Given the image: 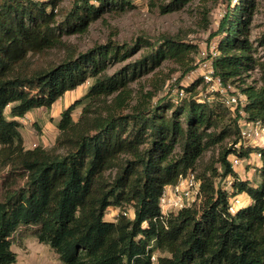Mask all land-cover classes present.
Wrapping results in <instances>:
<instances>
[{
	"label": "trees",
	"instance_id": "obj_1",
	"mask_svg": "<svg viewBox=\"0 0 264 264\" xmlns=\"http://www.w3.org/2000/svg\"><path fill=\"white\" fill-rule=\"evenodd\" d=\"M64 1L0 0V165L7 168L0 184V264L17 262L13 238L23 228L62 264H264V141L245 146L237 112L198 101L201 78L185 87L178 103L171 94L154 103L146 92L129 106L132 82L167 60L183 64L197 47L162 38L113 74L109 69L136 54L140 43L67 52L58 63L38 67L33 58L64 47V37L86 33L109 9L132 7L129 0H70L65 9ZM191 1L172 0L164 11ZM255 8V0H239L218 30L214 70L236 88L257 67L249 39ZM258 43L264 46V34ZM90 80L85 98L62 111L55 147L27 149L18 119L50 109ZM241 93L247 120L264 132V75L260 88L248 85ZM216 146L224 172L211 167L197 174ZM252 153L261 163L253 183L240 179L229 159ZM189 172L201 180L200 202L163 215L165 187ZM227 177L229 190L216 182ZM238 196L247 200L233 207ZM110 207H132L133 216L105 220Z\"/></svg>",
	"mask_w": 264,
	"mask_h": 264
},
{
	"label": "rangeland",
	"instance_id": "obj_2",
	"mask_svg": "<svg viewBox=\"0 0 264 264\" xmlns=\"http://www.w3.org/2000/svg\"><path fill=\"white\" fill-rule=\"evenodd\" d=\"M238 1L192 0L173 11L165 12L164 9L167 6H172V0H129L132 7L126 11L109 9L100 19L90 25L86 33L64 37V47L37 55L33 58V61L36 66L44 67L58 63L67 52H86L95 46L108 43L129 44L130 46L136 44V42L140 43L141 47L136 54L109 69L108 73L113 74L126 64L138 59L149 48L155 47L162 38L175 39L196 46V51L191 53L183 64L167 60L152 73L132 82L129 85L132 91L129 106H134L138 97L146 92H151L154 95V103L162 98L166 100L170 94L175 102L179 88H185L194 80L200 78L198 64L201 61V53L205 49L209 50L213 44L218 43L222 36L218 33L220 22L227 10ZM255 1L256 8L251 19L249 39L255 49L253 54L257 60V67L237 82L236 86L238 88L233 87L234 93H241V89L248 85H254L257 88L263 85L264 46L259 45L258 40L264 34V0ZM62 6L65 9L69 8L70 0H65ZM92 83L93 80H90L77 89L67 92L50 109H35L24 118L18 119L22 124L21 133L25 147L33 149L36 146H42L49 150L54 148L59 134L56 124L62 111L75 100L85 98ZM198 91V95L203 96L205 100L220 102L208 92L206 85L203 87L201 84ZM112 98L110 97L108 102H111ZM81 112L82 108H77L73 112L76 121L79 119ZM9 113L10 108L7 109L6 115L8 116ZM253 132V137L244 143L245 146H259L264 141V132L260 125ZM220 150L221 147L216 146L205 153L197 165V174H202L210 170L211 167L217 168L220 174L224 172L222 164L218 162ZM229 159L231 162L232 157ZM260 164L259 157L252 153L250 158L241 159L240 164L232 168L240 179L249 180L253 183L258 180L256 169ZM6 172L7 168L0 165V184ZM228 180L229 177L225 180L218 178L216 182L222 188L229 190ZM246 200L245 196H238L232 199V205L236 207ZM197 202L199 203L200 200ZM123 213H126L128 217H132L133 208L128 207L124 210L110 207L106 212L105 220L116 221ZM13 250L18 256L15 264H62L58 255L48 245L39 243L36 240L30 228H23L14 235Z\"/></svg>",
	"mask_w": 264,
	"mask_h": 264
},
{
	"label": "built area",
	"instance_id": "obj_3",
	"mask_svg": "<svg viewBox=\"0 0 264 264\" xmlns=\"http://www.w3.org/2000/svg\"><path fill=\"white\" fill-rule=\"evenodd\" d=\"M218 43L213 44L209 50L205 49L201 53L200 78L203 84L207 86L208 92L220 101L224 106L237 112L239 117V124L241 128V136L243 144L253 137V130L259 125L258 123H251L247 120V115L244 111L246 104V97L241 93H234L233 85L225 83L223 79L215 73L214 60L219 55ZM178 96L175 103L187 96L185 88H179ZM198 101H204L203 96L197 95ZM241 159L233 155L231 159L232 167L238 166ZM201 200V180L194 172H189L186 176H182L179 183L168 186L164 189L160 200L161 212L163 215L175 213L185 207L191 206L193 203ZM127 215L126 213H123ZM155 261L156 257L153 256Z\"/></svg>",
	"mask_w": 264,
	"mask_h": 264
}]
</instances>
